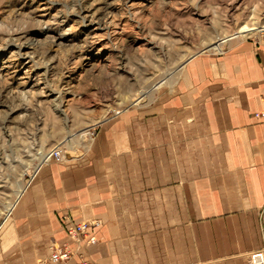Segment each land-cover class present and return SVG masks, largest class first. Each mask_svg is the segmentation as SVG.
Returning <instances> with one entry per match:
<instances>
[{
	"label": "rangeland",
	"instance_id": "rangeland-1",
	"mask_svg": "<svg viewBox=\"0 0 264 264\" xmlns=\"http://www.w3.org/2000/svg\"><path fill=\"white\" fill-rule=\"evenodd\" d=\"M260 31L264 0H0V235L29 193L101 226L96 202L108 219L141 218L142 183L183 187L203 175L209 159L167 101L192 57L260 45ZM23 41L37 69L50 63L48 85L67 93L65 117L40 97L35 72L23 84L33 63L6 47ZM64 234L79 248L97 243Z\"/></svg>",
	"mask_w": 264,
	"mask_h": 264
},
{
	"label": "crops",
	"instance_id": "crops-1",
	"mask_svg": "<svg viewBox=\"0 0 264 264\" xmlns=\"http://www.w3.org/2000/svg\"><path fill=\"white\" fill-rule=\"evenodd\" d=\"M167 102L209 159L203 175L183 187L142 183L141 218L108 219L96 202L97 243L80 248L64 234L78 223L72 211L29 193L0 235V264H51L55 244L94 264H249L264 248V48L240 40L219 55L197 54Z\"/></svg>",
	"mask_w": 264,
	"mask_h": 264
},
{
	"label": "bare ground",
	"instance_id": "bare-ground-1",
	"mask_svg": "<svg viewBox=\"0 0 264 264\" xmlns=\"http://www.w3.org/2000/svg\"><path fill=\"white\" fill-rule=\"evenodd\" d=\"M246 6H247V4H246ZM41 10L44 11L45 10V7L42 8ZM80 10L83 11L85 9L84 8H80ZM97 19H99V18H97ZM95 25H96L95 28H93V30H92L93 32H95L94 35L92 36V39H95L97 37V35H98V31L102 30V28H101L102 25H101L100 20H98V21L96 20ZM241 30L242 31H245L246 30L245 25L241 28ZM30 41L9 43V45H7L6 47H9L10 46L12 49H14V51H13L14 56L17 59L21 60L22 62L25 59H27L29 61V63H31V62L33 63L32 57L30 56V52H28V49H32L33 50V48H32L33 47V43L30 42ZM147 41H149V40H147ZM86 62H87V66H90V63L91 62H89V61H86ZM2 63H3V61H2ZM5 63H7V62H5ZM34 65L35 64L33 63L32 64V67H30V68H33L34 67V70L31 69L30 71H27V74H25L24 77L21 78L23 84L26 83V82H28L31 79L30 75H28V74H31L32 72H35V76L37 77V79H36V84L34 85V87H37L38 88V91H40V97H44L45 102L47 104H49L51 107H53L55 109L54 111H56L57 113L59 112L60 114H62L65 117V115H66L65 114V111L66 110H64L63 108L65 106H67V102H68V100L66 99L67 93L65 91H63L62 89H58V90L52 89V87L49 86L50 84L48 85V83L50 81L49 79H50L51 70H52V68L50 67V63H48L46 66H43V67L38 68V69H37V66H34ZM6 68H9V66H2V68L0 69V71H2V73L3 72H6L5 71ZM165 73H167V72H165ZM171 81H172V79H171Z\"/></svg>",
	"mask_w": 264,
	"mask_h": 264
},
{
	"label": "built area",
	"instance_id": "built-area-1",
	"mask_svg": "<svg viewBox=\"0 0 264 264\" xmlns=\"http://www.w3.org/2000/svg\"><path fill=\"white\" fill-rule=\"evenodd\" d=\"M259 42L260 45L264 48V31L259 32ZM56 160H60L62 157V152L56 150L53 154ZM100 227L99 222H82L71 224L68 228L65 229V233L72 239L76 240L80 245L94 244L95 238L91 235V230L97 229ZM50 254L48 261L51 264H89L88 261H85L82 258L74 260L75 251H71L64 246H54L50 248ZM249 264H264V248L260 251L250 253L247 257Z\"/></svg>",
	"mask_w": 264,
	"mask_h": 264
}]
</instances>
